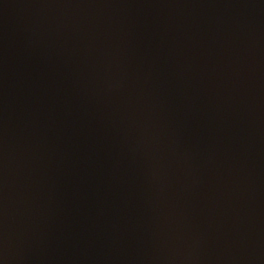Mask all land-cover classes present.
<instances>
[{
  "label": "water",
  "instance_id": "1",
  "mask_svg": "<svg viewBox=\"0 0 264 264\" xmlns=\"http://www.w3.org/2000/svg\"><path fill=\"white\" fill-rule=\"evenodd\" d=\"M0 264H264V0H0Z\"/></svg>",
  "mask_w": 264,
  "mask_h": 264
}]
</instances>
